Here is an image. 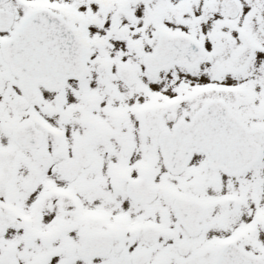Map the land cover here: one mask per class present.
I'll use <instances>...</instances> for the list:
<instances>
[{
	"label": "snow or ice",
	"instance_id": "snow-or-ice-1",
	"mask_svg": "<svg viewBox=\"0 0 264 264\" xmlns=\"http://www.w3.org/2000/svg\"><path fill=\"white\" fill-rule=\"evenodd\" d=\"M0 264H264V0H0Z\"/></svg>",
	"mask_w": 264,
	"mask_h": 264
}]
</instances>
